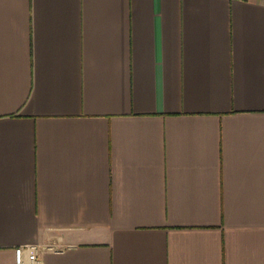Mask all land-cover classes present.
Returning <instances> with one entry per match:
<instances>
[{
  "label": "crops",
  "instance_id": "1",
  "mask_svg": "<svg viewBox=\"0 0 264 264\" xmlns=\"http://www.w3.org/2000/svg\"><path fill=\"white\" fill-rule=\"evenodd\" d=\"M264 264V0H0V264Z\"/></svg>",
  "mask_w": 264,
  "mask_h": 264
},
{
  "label": "built area",
  "instance_id": "2",
  "mask_svg": "<svg viewBox=\"0 0 264 264\" xmlns=\"http://www.w3.org/2000/svg\"><path fill=\"white\" fill-rule=\"evenodd\" d=\"M54 245H24L15 249L16 264H42L40 255L45 252H58Z\"/></svg>",
  "mask_w": 264,
  "mask_h": 264
}]
</instances>
